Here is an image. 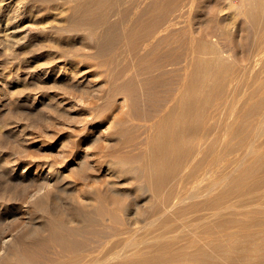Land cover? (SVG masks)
Listing matches in <instances>:
<instances>
[{
    "label": "bare ground",
    "instance_id": "6f19581e",
    "mask_svg": "<svg viewBox=\"0 0 264 264\" xmlns=\"http://www.w3.org/2000/svg\"><path fill=\"white\" fill-rule=\"evenodd\" d=\"M120 1L76 0L64 19L92 34L102 26L97 50L115 49V91L134 93L161 73L177 75L179 85L144 150L107 159L116 179L87 202L42 198L39 217L8 243L0 264H264V0H237L234 12L242 8L249 22L233 15L232 0L199 1L175 48L161 34L196 0H183L162 27L158 10L178 0H132L133 11L121 7L130 21L121 37L136 69L120 67L116 36L106 41L119 32L110 16ZM228 36L231 46L222 44ZM240 90L246 98L237 106ZM44 249L53 256L39 259Z\"/></svg>",
    "mask_w": 264,
    "mask_h": 264
},
{
    "label": "rangeland",
    "instance_id": "374dc122",
    "mask_svg": "<svg viewBox=\"0 0 264 264\" xmlns=\"http://www.w3.org/2000/svg\"><path fill=\"white\" fill-rule=\"evenodd\" d=\"M75 1L0 0V258L9 250L8 243L31 227L27 221L39 217L42 198L59 206L87 202L114 181L117 176L107 159L144 150L151 124L179 85L177 75L169 80L161 73L156 83L140 84L134 93L115 91L108 62L115 49L109 46L102 55L97 50L96 33L102 26L92 34L86 26L70 29L64 19ZM125 1L110 16V23L120 21L119 32L110 33L106 41L116 36L120 67L136 69L139 65L121 37L130 22L122 9H134L132 0ZM143 1L147 5L152 0ZM182 1L165 3L158 10L160 27ZM199 1L161 34L171 47H178L181 28L194 25ZM203 2L212 5L211 0ZM232 2L233 15L249 22L242 8L234 12L238 1ZM222 42L233 45L230 36ZM152 59L149 62L160 61ZM126 78L123 75L119 82ZM245 98L240 90L237 106ZM44 250L39 259L53 256L50 249Z\"/></svg>",
    "mask_w": 264,
    "mask_h": 264
}]
</instances>
